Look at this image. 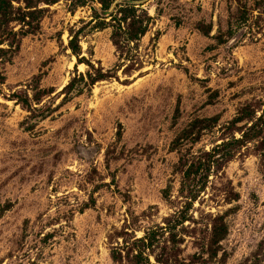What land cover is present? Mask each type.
Returning <instances> with one entry per match:
<instances>
[{
    "label": "rangeland",
    "instance_id": "1",
    "mask_svg": "<svg viewBox=\"0 0 264 264\" xmlns=\"http://www.w3.org/2000/svg\"><path fill=\"white\" fill-rule=\"evenodd\" d=\"M115 1L0 0V264H264V0Z\"/></svg>",
    "mask_w": 264,
    "mask_h": 264
},
{
    "label": "trees",
    "instance_id": "2",
    "mask_svg": "<svg viewBox=\"0 0 264 264\" xmlns=\"http://www.w3.org/2000/svg\"><path fill=\"white\" fill-rule=\"evenodd\" d=\"M146 1L148 0H125L124 2H128L129 4H132V5H142ZM114 2L116 1L112 0L109 3V0H101L102 7L98 9L99 14L102 13V15L105 17L111 16L116 8L115 5L114 7L112 6ZM77 152L81 157H85L88 159L92 158L96 153L95 150H87V148H83V147L79 148Z\"/></svg>",
    "mask_w": 264,
    "mask_h": 264
}]
</instances>
